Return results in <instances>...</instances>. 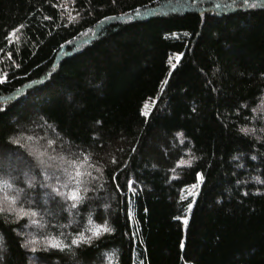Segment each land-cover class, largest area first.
<instances>
[{"label": "trees", "instance_id": "1", "mask_svg": "<svg viewBox=\"0 0 264 264\" xmlns=\"http://www.w3.org/2000/svg\"><path fill=\"white\" fill-rule=\"evenodd\" d=\"M0 48V264H264V0H0ZM10 138L90 201L20 219Z\"/></svg>", "mask_w": 264, "mask_h": 264}, {"label": "snow or ice", "instance_id": "2", "mask_svg": "<svg viewBox=\"0 0 264 264\" xmlns=\"http://www.w3.org/2000/svg\"><path fill=\"white\" fill-rule=\"evenodd\" d=\"M247 3V0H245ZM254 6V5H253ZM23 28V25L18 27H14L7 33L4 37L6 43L12 44L14 41L12 37ZM3 52V48H0V53ZM182 54H178L176 56L177 62L180 61ZM9 59H11V53H8ZM172 68H176L177 65L174 63L171 65ZM4 80L0 79V83H3ZM144 115H148L147 112ZM241 132L248 134L251 130L249 129H241ZM9 144L13 145L14 149L16 150V155L19 157L23 155L26 159V169L23 172L25 176L24 180V188L20 189V199L13 201L22 212L20 219H24L25 217L31 215L36 216V211L29 212L28 208L32 207L33 205L39 206L36 204L35 198L31 195V193L39 187L42 192L41 199L45 202L49 199L56 201L59 197V202L65 205H68L71 209H77L78 204H83L85 201H90L91 197L89 195L90 192L96 191V186L94 183V177L92 176L91 172H83L79 169L80 161L84 159H88L91 162L92 157L90 154L84 153L81 155H72L71 158H66L57 156L55 158L48 156L47 159L44 157L47 155L45 151H37L35 154L29 152L27 149L24 148L23 144L19 139H9ZM53 143V142H49ZM47 151H52L49 148ZM255 159V157H253ZM59 161V163H57ZM115 163V161H113ZM71 170V171H69ZM197 178L204 182V177L201 173H197ZM37 177H42L43 180L39 183L37 182ZM67 177V180H65ZM85 177H87V183H85ZM68 181H71L69 183ZM127 187L133 188L134 182L129 180L126 181ZM11 186V185H10ZM63 188V191L61 190ZM119 185H117V189ZM135 193V189L133 188ZM27 203L28 208L24 207L23 205ZM192 205L189 203L187 205V209L190 211ZM68 211V208L64 209ZM3 211V209H0ZM50 214V213H49ZM13 223H17L18 221L13 220ZM108 221L107 219L101 220V224L93 231V235L96 237L101 236L102 234H110L112 229L107 227ZM188 224V219L184 218V225ZM103 229V232H101ZM3 239V236L0 235V240ZM91 237H85L83 233H77L75 238L70 239V243L62 244V245H52V247L58 248L60 251H65V249L71 250L73 246L79 247L81 243L89 244L91 242ZM31 243V242H29ZM24 247H28L29 244L26 243L23 245ZM183 246V245H182ZM35 251V248L32 249Z\"/></svg>", "mask_w": 264, "mask_h": 264}, {"label": "rangeland", "instance_id": "3", "mask_svg": "<svg viewBox=\"0 0 264 264\" xmlns=\"http://www.w3.org/2000/svg\"><path fill=\"white\" fill-rule=\"evenodd\" d=\"M262 110V109H261Z\"/></svg>", "mask_w": 264, "mask_h": 264}]
</instances>
